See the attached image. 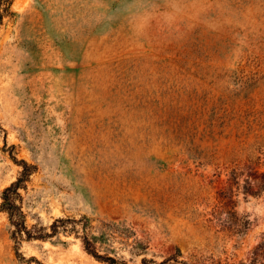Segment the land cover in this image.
Instances as JSON below:
<instances>
[{"label":"rangeland","instance_id":"1","mask_svg":"<svg viewBox=\"0 0 264 264\" xmlns=\"http://www.w3.org/2000/svg\"><path fill=\"white\" fill-rule=\"evenodd\" d=\"M27 224L92 220L129 264L249 263L264 236V0H12L0 20V196ZM1 203V198H0ZM10 239L0 264H106ZM196 263V262H195Z\"/></svg>","mask_w":264,"mask_h":264},{"label":"trees","instance_id":"2","mask_svg":"<svg viewBox=\"0 0 264 264\" xmlns=\"http://www.w3.org/2000/svg\"><path fill=\"white\" fill-rule=\"evenodd\" d=\"M11 2L12 0H0V20L9 12ZM14 161L21 166V171L17 179L2 190L0 196V212H3L7 217L10 239L15 244L17 256H21L18 252V246L23 241H46L63 233L73 235L79 239L83 250L100 262L106 264H129L125 260L98 251L96 246L97 237L93 234L92 220L87 216L81 215L78 218L72 216L56 217L46 226L39 223L28 225L26 220L27 216L22 206L23 196L20 190L26 189V183L35 171V166L27 163L25 160L18 161L15 159ZM181 257L182 254L177 249L175 253L160 261L142 257L139 264H222L220 261L214 260L204 263L196 256H193L196 263H190L180 259ZM239 264L247 263L240 262ZM248 264H264V236L263 241L252 251Z\"/></svg>","mask_w":264,"mask_h":264}]
</instances>
